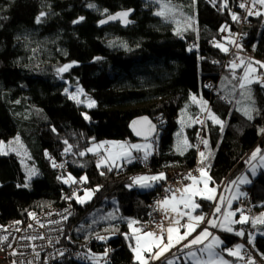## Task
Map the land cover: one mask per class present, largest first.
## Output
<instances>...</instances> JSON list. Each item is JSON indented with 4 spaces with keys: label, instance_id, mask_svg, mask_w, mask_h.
I'll use <instances>...</instances> for the list:
<instances>
[{
    "label": "trees",
    "instance_id": "trees-1",
    "mask_svg": "<svg viewBox=\"0 0 264 264\" xmlns=\"http://www.w3.org/2000/svg\"><path fill=\"white\" fill-rule=\"evenodd\" d=\"M241 1L226 0L225 7V0H215V5L212 0H0V141L19 137L35 172L29 176L14 152L0 155V226L25 223L29 213L58 204L64 193L70 198L73 189L54 174L55 160L67 166L64 177H86L79 193L93 191L88 203L68 201L74 209L69 224L73 246L89 256L94 252L92 262L108 250L104 264H138L132 260L128 224L145 218L160 185L141 191L133 183L134 173L154 176L192 168L199 130L208 141L203 152L212 150L204 163L212 184L219 187L246 172L250 152L257 147L264 152V86L253 82L242 89L240 83L247 63L264 72L248 58L233 68L235 56L216 47L229 46L219 29L228 37L237 30L229 10L239 11ZM162 5L171 6L173 15L189 17L190 24L177 28L169 13L156 15ZM125 10L135 12L134 24L100 23ZM41 12L46 15L36 23ZM80 17L84 19L73 23ZM244 29L251 41L240 50L264 58V17H248ZM66 65H71L67 71H57ZM67 84L86 91L97 107L83 111L63 93ZM192 96L210 106L223 131L209 120L197 126L200 112L190 102ZM239 102L255 109L251 120ZM141 118L155 126L149 140L153 153L142 156L140 163L136 155L111 170L99 168V154H87L88 148L99 142L137 141L130 124ZM180 129L191 145L183 154L173 149ZM250 177L243 189L253 209L263 210L264 170ZM112 211L117 217L105 213ZM102 228L116 231L101 240ZM251 228L252 247L264 263V227ZM230 236L225 241L232 246L237 235Z\"/></svg>",
    "mask_w": 264,
    "mask_h": 264
},
{
    "label": "built area",
    "instance_id": "built-area-1",
    "mask_svg": "<svg viewBox=\"0 0 264 264\" xmlns=\"http://www.w3.org/2000/svg\"><path fill=\"white\" fill-rule=\"evenodd\" d=\"M241 2L246 4V8L239 7V11L234 8L229 10V15L231 17L233 13L240 17L239 21H235L237 22V30L234 31L231 37H228L225 30L222 31L221 28L219 29V36L222 39L229 40L228 52L235 56L236 63H239L241 58L264 62V58L256 59L255 56L253 57L254 54L251 50H240L242 46H246L251 41L247 30L244 29V24L247 23L248 17L255 16V14L249 16L246 9L251 8L254 13L257 11L261 12L262 10V7L258 4H256L255 7H252L251 0H242ZM257 77L264 79V73L258 74ZM258 83L259 82H257V84ZM259 84L264 86L261 83ZM211 88L213 89V86H211ZM223 102L225 103L226 100H223ZM206 120V113H200L195 118V122L199 128L203 127ZM196 139L195 146L198 152L196 164L186 171L175 170L166 176V179L156 190L155 196L148 203L149 209L145 218L135 223V227L141 229V232H154L157 229H161V226H163V229L166 228L165 212L162 210L158 202L166 197L180 194V192H177L176 190H182L191 183L192 179L187 178L189 174L196 179L200 176L201 173L199 169L203 168L205 163H201L200 156V152H203L204 150V144L202 141L205 140L203 139L201 130L198 131ZM103 149H105V147ZM137 156L135 162L140 163L141 155L137 154ZM97 160L98 158H96V161ZM54 163L56 166H53ZM59 165H63V167H59ZM52 167L54 168V174L60 178L63 185L67 188L74 189L73 184L64 182L66 179L64 173L67 171V166L53 160ZM124 170H126V168H124ZM126 172L127 171H125V173ZM166 189H168V191H166ZM61 199L62 201L58 202V204L47 209L32 211L31 213L35 215V220L28 216L25 223H10L5 226H0V236H8V241L0 244V264H14V262L15 264H28L29 261H31L32 264H64L66 262H76L79 264L94 263L92 262L91 256L73 246L75 242L72 241L70 237L73 226L71 225L69 227V224L74 209L70 203L68 204L70 199L69 194L64 193ZM252 209L251 196L249 193H245L238 200L237 210L239 213L242 211L243 214L250 219ZM182 223L187 224V219H182ZM248 223L249 225H242V227L237 229L238 231H242L243 235L236 236V241L231 249H235L237 246H242L240 251V262L242 264H249V260L254 261V264H264L253 249L251 242H249L250 237L252 238L255 233L251 228L252 224L250 223V220ZM29 225H32V227L29 228ZM41 225H43V227H41ZM3 229H7V231L5 232ZM17 229H19V231H17ZM29 236H43L44 239L30 241L26 239V237ZM49 240L51 243H49ZM33 249H35V251ZM36 252H39V256L35 255ZM13 253H15V255H13ZM60 253H63V255ZM109 256L110 255L107 251V256L104 255L102 259H99V262L104 264Z\"/></svg>",
    "mask_w": 264,
    "mask_h": 264
},
{
    "label": "crops",
    "instance_id": "crops-1",
    "mask_svg": "<svg viewBox=\"0 0 264 264\" xmlns=\"http://www.w3.org/2000/svg\"><path fill=\"white\" fill-rule=\"evenodd\" d=\"M248 65L249 64L247 63L244 66V69H243L244 70L243 71L244 75H245V70L248 69ZM240 66H241V64L237 65L236 68L240 67ZM252 67L256 69V71L253 73L254 74L253 78L255 77V79H256L257 75L258 74H262V73L257 72L258 71L257 67H255L253 65H252ZM262 71L264 72V68H262ZM244 75H243V77H244ZM250 76H252V74L251 75L249 74V79H250ZM253 82H256V81H252V83ZM238 105H239V109L242 111V109H241L242 107H241L240 102H239ZM209 121L213 125H215V126L217 125V126L221 127L219 124L214 123L212 120H209ZM177 139L181 140L182 151L185 152V150L188 148L184 144V140L185 139L188 142V139L186 138L185 130H183V129L181 130L180 129L179 132L177 133L175 139H174L175 140V144H174V148L173 149L177 153L181 154V151H178V147H177L178 140ZM188 144H189V142H188ZM104 147H105V149H103ZM106 149H107V147L105 145H103L97 152L92 153V154H95V155L99 154L97 163H99L100 160L102 159V156H103L102 152L105 151ZM211 152H212V150H209L206 153V155L204 157V159H205L204 162L206 161L207 157L210 156ZM252 152H250V156H251ZM135 153L132 156V160L137 155ZM152 153H153V143L151 145V150L147 151L148 155H151ZM100 155H102V156H100ZM261 155H264V153L261 154ZM109 167H116V166L110 164ZM261 170H264V166H261L260 159H259V156H258L257 160H255V161L249 162V160H248V166H247V171L246 172H244L243 174L238 175L237 177L231 178L228 181H225L219 187H217L214 184H212V181H210V179H209L210 175L208 174V172L205 169V172H206L205 176H201V174H200V176L197 177V179H196L197 182L195 184H193V180H191V183L187 186V187H191L197 193L195 195H192V199H191V203H195V204L199 205V207L195 208V210H193L190 206L186 208L183 203H178L179 198H180V194H176L175 195L177 197L176 201H172L170 199L173 195L170 196V197H166V198H169V204L164 206V209H166L167 211H165L164 209H162V210L165 212L166 226L167 227L164 228V231L162 233L161 247H163L165 244L168 243L167 228L169 226H172L170 221L174 222L175 219H179V225H176V227L179 229V232L178 233L175 232V231L173 232V235H172L173 241H175V238H176L177 235L183 236V234L188 231L187 227H185L189 223L188 215H184L182 217H177V213L173 212L171 210L173 206H176L178 208V211H180V212L188 213V214H190L193 217L204 216L205 219L203 221H201V222H197L195 219H193L190 223L195 227V231H193L191 233V235H189L187 237V239L182 240L181 242L175 244L174 247H171L169 250L165 251L163 253V255L159 259H152L151 258L152 253H155V252L159 251V249L156 248L155 246L151 247L149 251H144L143 252V256L147 260V264H167V262L169 260H171L173 262V264H182V263L194 264V258L189 256V252H195L196 253L195 261H198V262L207 261L209 259L208 252L207 251L201 252L200 249H203V248L206 247V245L210 244L211 241H212V237L213 236L219 238V240L221 241V243L219 245L214 246L213 249H212V251L214 253V255L212 257L213 264H218L219 260L226 261L227 264H237L236 263V261H237L236 257L237 256H233V255H229L228 254L227 250L231 249L233 245L232 246L227 245V242L225 241V236L227 234H231L232 235V234L236 233L238 231L237 229L239 227H242V225H249V223L248 222L247 223H233V224H231V227L233 228V231L232 232H227V231L223 230L220 227H212V226H210L208 221L212 220V221H215L217 224L223 223L224 222V214H225L224 212H225V209L228 207L227 206L228 205V199H229L231 193H233L235 190L240 191V195L237 197V199L234 201V204L232 205V207L236 208V205L238 203L237 201L241 198V196H243L246 193V191H244L243 187L244 186H248L251 183V177L250 176H254V174L260 172ZM169 172H171V171L159 172V173L155 174L154 176H156V175H158L160 173H164L165 176H167L169 174ZM248 172H249V175H248ZM139 175H141V174H139V173L135 174L134 173L133 178L134 177H140ZM68 177L69 176H65V178H66L65 180H67ZM238 177L247 178L250 181V183H240L239 180L237 179ZM81 179L82 178H80L79 181H75V182H77L79 184L81 182L80 181ZM73 181L74 180L72 179V180H69L67 183H70V184L75 183ZM163 181L164 180L149 181V183L151 184V187H146V188H144L141 191L151 190V189L154 188V186L161 185V183ZM205 181H207V189H205ZM233 181H236V183H232ZM210 189H215V192L209 191ZM184 195H185V197H187V196L190 195V193H184ZM208 195H211L213 197V199L212 200L206 199L205 197L208 196ZM221 197L223 198V200H221ZM70 198H72V193H71ZM72 199H74V198H72ZM203 206H206V207H209V208L205 209V211H203V209H202ZM218 206L220 207V212H216L215 211ZM236 210H237V208H236ZM263 211H264V209L261 210L260 212L262 213ZM240 214L241 213H239L238 215H240ZM182 219H187V224H183L182 223ZM236 221H238V219ZM256 225L264 226V225H259V223H257ZM251 226H253V225H251ZM205 228H207V230L212 234V236H209L208 238H206L203 241V243H200L198 245H192L191 248H185L184 247L185 244H188L189 241L194 239ZM134 229H137L135 227V224H133L131 228L129 227V224H128V234H129V236H131L132 243H133L132 248L136 247V238L137 237H140V245H141L142 248L143 247H147L149 244H151L153 242V238H149V237L144 236V233H146V232H134L133 231ZM103 230L101 232L102 234H100L101 237L105 233H109L110 236H113L115 234V232H113V231H116L115 229H113V230H109V229L105 230V229H103ZM111 232H113V233H111ZM153 233H155L157 236H160L161 235V229H157ZM236 248L237 247H235V249ZM132 260H134V262H137L138 264H140V261L136 260L133 257V255H132Z\"/></svg>",
    "mask_w": 264,
    "mask_h": 264
},
{
    "label": "snow or ice",
    "instance_id": "snow-or-ice-1",
    "mask_svg": "<svg viewBox=\"0 0 264 264\" xmlns=\"http://www.w3.org/2000/svg\"><path fill=\"white\" fill-rule=\"evenodd\" d=\"M157 2H159V0H157ZM212 2L215 5V0H212ZM251 4H252V7H255L256 4H259L261 6H264V0H251ZM224 6L226 7V0H225V5ZM88 7L95 8V5L94 4H89ZM239 7L240 8H246V4L244 2H241L240 5H239ZM163 8H167V5H162V9ZM246 10H247V13H248L249 16L254 15V14L255 15H258V16L264 14V13H261L259 11H257V12L254 13L251 8H247ZM130 11L131 10L124 11V12H120V13H117L116 15L108 16L106 20H101L100 23L101 24H104V23H107L108 20H116L118 18L119 19H122L125 24L130 23V21L127 20V17L130 15ZM168 11H171V9H168ZM45 15H46V13L41 12L40 15L37 16V18H36V23H40L41 22V18L44 17ZM156 15L164 16L165 15V11H163V10L158 11L156 13ZM83 19H84V17H80L77 20L73 21V23H79ZM232 19L234 21H239L240 20V17L238 15H236L235 13H233L232 14ZM221 30L223 31L224 29L222 28ZM216 47H220L222 51H225V52L228 51L227 48H224L220 44H217ZM254 63L260 64V66L262 68H264V62L254 61ZM69 67H71V65H66L63 68L58 69L57 71L58 72H64V71H67V69ZM232 67L233 68L236 67L235 63L232 64ZM255 71H256V69L252 67V63H249L248 69L245 70V75L242 78V82L240 83V88H242V89L245 88L246 83L247 84H251L252 83V80L249 79V73L250 72H255ZM256 79H257V82H259L262 85H264V79H260L259 77H257ZM249 92H250V89H249ZM69 98L70 99H75L76 97L70 96ZM193 100H195V97H193ZM88 106L89 107L95 106V101H90V103H89ZM254 110L255 109H245V115L248 117L249 120H251L253 118L251 113ZM208 116H209L210 119H212V121L214 123L219 124L221 126V131H223V122L219 118H217L214 114H212L210 110H208ZM85 119H88V117L86 115H85ZM144 119L147 120V118H144ZM135 123H136V121L133 122V124H135ZM154 127L155 126L152 125V128H154ZM134 131H135V129H134ZM260 131H261V133H264V128L260 129ZM136 134L137 135H140L141 133L137 132ZM202 142L205 145V147H207L208 141L207 140H203ZM12 143L13 142H9L8 149L10 151H16V149L11 148V144ZM15 143H19V137H16ZM65 143H67V141H65ZM184 144H185L186 147H191V145L188 144V142H187L186 139L184 140ZM21 147H22V145H21ZM121 147L123 148L124 146L121 145ZM131 147L132 148H135L137 150H140V146L139 145H131ZM4 148H5L4 142L3 141H0V155H7L8 154V152L5 151ZM68 150L69 149H66V151H68ZM88 151H92V149H88ZM178 151H181V154H183V151L180 150L179 148H178ZM261 151H262L261 148L260 147H257L251 153V156L249 158V162L257 160V157L259 156L261 166H264V155H260L261 154ZM17 154H19V153L17 152ZM83 154L84 153H81V155H83ZM125 154L130 157V152H126ZM200 156H201V163H203L204 162L205 153L204 152H200ZM146 158H147V153H145V159ZM100 163H103V161H101ZM53 166H56L55 163H54ZM99 166H100V164L98 163V167ZM59 167H63V165H59ZM109 170H111V168H109ZM199 171L201 173V176H205L206 175V172H205V169L204 168H200ZM34 174H35V172L33 170V171H31L29 173V176L34 175ZM101 174H103V173H101ZM187 178L192 179L193 180V184H195L197 182L196 181V178L195 177H192L191 174H189V176ZM72 179L73 178L71 176H69L68 179L65 180L64 182L67 183L69 180H72ZM82 179L86 180V177L85 178H82ZM132 179H133V183L134 184H138L140 187H151V184L149 183V181L165 180L166 179V176H165L164 173H160V174H158L156 176H140V177H134ZM209 179H210V177H209ZM237 179L239 180L240 183H250V181L247 178L238 177ZM73 182H75V181H73ZM232 183H236V181H233ZM24 187H27V184H25ZM205 189H207V181H205ZM166 191H168V189H166ZM176 191L177 192H180V198H179L178 203H183L186 208L190 206L193 210H195V208L199 207L198 204L191 203L192 195L197 194L191 187H185L182 190L181 189H177ZM209 191L215 192V189H210ZM184 193H190V195L187 196V197H185ZM91 195H92V192L91 191L85 192V196L86 197H90ZM205 198L206 199H209V200H212L213 199V197L211 195H208ZM170 199L172 201H176L177 200V197L175 195H173ZM233 199H236V197H233ZM77 200L80 203L85 202L83 200V198H80V197H77ZM221 200H223L222 197H221ZM158 204L161 206L162 209H164V206L167 205V204H169V198H165L164 200L159 201ZM228 206L231 207V201H229V205ZM164 210L167 211L166 209H164ZM171 210L173 212H176L177 213V217H182L184 215H188L189 223L185 226V227H187L188 231L185 232L183 234V236L177 235L176 238H175V241H173V238H172L173 232L174 231L177 232V233L179 232V229L176 227V225H179V219H175L174 222L170 221V223L172 224V226H169L167 228V233H168V238L167 239H168V243L165 244L163 247H161L162 233L164 231L163 226H161V235L160 236H157L155 233L150 232V231L144 233V236L149 237V238H153V242L151 244H149L147 247H143L142 248L141 245H140V237H137L136 238V247L133 248V252L135 254V259L138 260V261H140V264H147V260L142 255V253L144 251H149L151 247L155 246L156 248L159 249V251H157L155 253H152L151 258L152 259H159L163 255V253L165 251L169 250L171 247H174L175 244L181 242L182 240L187 239V237L189 235H191V233L193 231H195V227L190 223L193 219H195L197 222H201V221H203L205 219L204 216H196V217H193V216H191L188 213L180 212V211H178V208L176 206H173ZM215 211L216 212H220V207L218 206ZM234 215H235L234 212H228V213H225L224 214V222L223 223L217 224L215 221H212V220L208 221V223L212 227H220V228H222L223 230H225L227 232H232L233 231V228L231 227V224H233V223H247V222H249V218L248 217H245L242 211H241L240 219L238 221L229 219L230 217H232ZM29 216L32 217V219L35 220V215L33 213H29ZM258 222L259 223H264V213H262L260 217H258L256 219H253L251 221L253 227H255V225ZM15 223L19 224L20 221H16ZM135 223H137V221H130L129 222V227L131 228L132 225L135 224ZM28 227L31 228L32 225H29ZM41 227H43V225H41ZM3 231L6 232L7 229H3ZM17 231H19V229H17ZM133 231L134 232H141L142 230L141 229H134ZM236 235L242 236L243 235V232L242 231H237L236 232ZM209 236H212V234L207 230V228H205L194 239H192L191 241H189L188 244H185L184 247L185 248H191L192 245H198L200 243H203V241L206 238H208ZM97 238L98 239H101V240L105 239V237H99V236ZM125 238L127 239L128 237L126 236ZM26 239H28L30 241H34V240H37V239H44V237L43 236H29V237H26ZM251 240H252V238L250 237L249 242H251ZM7 241H8V236L7 235L0 236V244H3L5 242H7ZM49 243H51L50 240H49ZM220 243H221V241L219 240V238L213 236L211 243L208 244V245H206L205 248L200 249L201 252H203V251H207L208 252L209 259L207 261H202V262L195 261V257H196V253L195 252H189V256H191V257L194 258V264H213L212 257L214 255V253H213L212 249H213L214 246L219 245ZM130 247H131V245H130ZM241 247L242 246H237V248L235 250L228 249L227 250L228 251V254L239 257L240 256ZM33 250L35 251V249H33ZM107 251L108 250H105V253H104L105 256H107ZM60 254L63 255V253H60ZM13 255H15V253H13ZM35 255L36 256H39V252H36ZM14 264H15V262H14ZM28 264H32V262L29 261ZM94 264H95V262H94ZM167 264H173V262L171 260H169L167 262ZM218 264H227V262L226 261H223V260H219L218 261ZM249 264H254V261L249 260Z\"/></svg>",
    "mask_w": 264,
    "mask_h": 264
},
{
    "label": "rangeland",
    "instance_id": "rangeland-1",
    "mask_svg": "<svg viewBox=\"0 0 264 264\" xmlns=\"http://www.w3.org/2000/svg\"><path fill=\"white\" fill-rule=\"evenodd\" d=\"M259 6L262 7V9H263V11L261 13H264V6H261V5H259ZM168 9H171L172 10L171 6H167V8H163V9H162V7H160L159 8V11L163 10V11H165V14H168L169 13L170 14L171 21H173L172 24L175 25L177 28H181L183 26H187V25L190 24V18L189 17H187V16L186 17H183V16L181 17L180 14H179V16L173 15L171 11H168ZM176 12L177 11H175V13ZM262 17H264V14H262ZM223 47L228 49V47H225V45ZM253 57H254V55H253ZM235 64H236V62H235ZM253 73L254 72H250L249 73L250 75L252 74V76H250V79L251 80L253 79L252 81H256L257 79H255V77L253 78V75H254ZM224 79L225 78H223V80ZM223 80L221 82H219L221 89H223V86H224ZM63 91H64L63 93L68 97L69 100H71L74 103H76L85 112L89 108H95V107H97V104L96 103H95V106H93V107H89L88 106L89 103H90V101H93V100H91L89 98V96H88V93L86 91L82 90L78 85L70 86L69 84H67V85H65ZM70 96H74L76 98L75 99H70L69 98ZM193 97H195V96H192L191 99H190V102L192 103V105L193 106H196V107H199V112L200 113H202V114H205L206 113L207 120H212L208 116V110H210V106H208L206 103L200 102L199 100L196 99V97H195V100H193ZM241 109L245 113V109H250V108H249V105L248 104H245V105L242 106ZM85 115H86V113H85ZM177 140H178L177 147L180 150H182L181 140H179V139H177ZM12 142L13 143L11 144V148L16 149V151H10L8 149L9 142H4V146H5L4 150L7 151V152H10V153H13L14 152L16 154L18 152L19 154H17V155L20 157L23 167L24 168H27L31 172L32 169L29 167L28 157L26 155L25 149L23 148V146L21 147V144L20 143H15V141H12ZM103 145H105L107 147V149L102 152L103 153V156L101 155L102 156V159L100 160V162L103 161V163H100L99 162V164H100L99 168L100 167L110 168L109 167L110 164L111 165H114L116 167L117 166L119 167V166H121V163L122 162H128L129 163V161L130 162L132 161V156L134 155L135 152H136L135 154L141 155V158H142V156L145 157V153H147V151L151 150L152 143L149 142V141H135V142H131L129 144H127L126 142H122V141H120V142H117V141L99 142L98 144L96 143V144L91 145L88 149H92V151H88L87 150L86 153L87 154L88 153L89 154L95 153ZM121 145H123L124 147L122 148ZM131 145H139L140 146V150H137L135 148H132ZM126 152H130V157L125 154ZM263 153L264 152H261V154H263ZM147 156H148V154H147ZM96 165L98 166V163ZM203 168L205 169L204 165H203ZM208 174H209V172H208ZM139 176H151V175L143 174V175H139ZM82 181H84V179H81V183H82ZM136 185L138 186V188L140 190H143L144 188H146V187H140L138 184H136ZM73 187H74V189L71 190V192H72V198H74L77 202H78L77 197L83 198V200L85 201L83 203H87V202H89L93 198V191L91 189L90 190L89 189H84L83 192L79 194V191L82 190V188L80 187V183L78 184V183L75 182L73 184ZM88 191H91L92 192V195L90 197H86L85 196V192H88ZM239 195H240V191L235 190L233 193H231V195H230V197L228 199V205H229V201H231V207H229L227 205L228 207L225 209V212L224 213L234 212L235 215L229 218L231 220H237V219L239 220L240 219V216H241V214L238 215L239 213L236 210L237 205H236V208L232 207V205L234 204V201L237 199V197ZM233 197H236V199H233ZM79 203L80 202H78V204ZM252 206H253V204H252ZM260 211L261 210H256L255 208L252 209V215H251V218L249 219L250 222L253 219H256V218L260 217L261 214L264 213V211L262 213ZM105 213H107V215H109L110 217H112V215L113 216L115 215V217H117V213L115 211L105 212ZM245 217H247V216H245ZM106 220H108V219H106ZM259 225H264V223H259ZM102 229H104V228H102ZM131 250H132L131 253H132L133 257L135 258V254L133 252V248ZM232 250H235V249H232ZM89 254L92 256L91 258H93V257L96 258V254L94 252L90 251ZM142 255H143V253H142ZM97 256L100 258L102 255L98 254ZM236 258H237L236 263L237 264H242L240 262V257H236ZM93 262H95V264H100L98 262V260H94Z\"/></svg>",
    "mask_w": 264,
    "mask_h": 264
},
{
    "label": "water",
    "instance_id": "water-1",
    "mask_svg": "<svg viewBox=\"0 0 264 264\" xmlns=\"http://www.w3.org/2000/svg\"><path fill=\"white\" fill-rule=\"evenodd\" d=\"M120 12H124V11H120ZM120 12H116L114 15H116L117 13H120ZM134 13L135 12L133 10H131L130 11V15L127 17V20L130 21V23L125 24L123 22V20L122 19H119V18L116 19V20H108L107 23H109V24L119 23V24L122 25V27L126 28V27L134 24L132 22V20H131V18L133 17ZM107 23H104V24H107ZM134 121H136L135 124H133ZM134 121L130 124V130L132 131L135 139L137 141H149V140H151L152 137L156 133L155 127L152 128L153 123L152 122L149 123V121L148 120H145L144 118L136 119ZM134 129H135V131H134ZM137 132H139L141 134L140 135H137L136 134Z\"/></svg>",
    "mask_w": 264,
    "mask_h": 264
}]
</instances>
